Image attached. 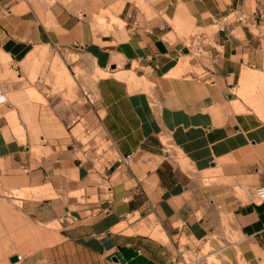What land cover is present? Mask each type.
Wrapping results in <instances>:
<instances>
[{"label": "crops", "instance_id": "obj_1", "mask_svg": "<svg viewBox=\"0 0 264 264\" xmlns=\"http://www.w3.org/2000/svg\"><path fill=\"white\" fill-rule=\"evenodd\" d=\"M234 9L250 19L218 31ZM192 34L213 37L203 58ZM50 54L76 56L93 87L50 95L67 75ZM262 93L264 0H0V264H171L185 237L264 264V201L250 200L264 185ZM82 99L102 157L53 134ZM211 257L200 264L226 263Z\"/></svg>", "mask_w": 264, "mask_h": 264}, {"label": "rangeland", "instance_id": "obj_2", "mask_svg": "<svg viewBox=\"0 0 264 264\" xmlns=\"http://www.w3.org/2000/svg\"><path fill=\"white\" fill-rule=\"evenodd\" d=\"M110 22L116 23L118 24V26H121V24L114 19H111ZM110 27L111 26L108 25V29H110ZM50 57H53V61L55 62H63L67 71V75L62 76L59 79L58 76L54 74L50 69L51 74H54L56 76V77L54 76L52 80L46 81L47 85H49L50 88L49 91L50 95L53 96L56 95L58 92H62V91H65V93L72 95V91L76 89L75 82L77 83L80 82L81 88L83 90L93 87L95 76H90L88 70H86L84 66L80 65L78 62H75L77 59L76 56L68 55L66 57H63V56H58L57 54H55L54 56L50 54ZM57 74L59 75V77L61 76L59 72ZM256 94H258L256 90L253 93H250L251 96ZM64 98L65 100H69L71 96L65 95ZM41 101L44 102L43 100ZM81 103H82L81 105L82 109H81L80 118H77L73 123L70 122V124L67 126L65 131H62L60 133L53 132V134L62 135V137L59 138L64 141L61 144L63 148H67V145H69L75 148V150L78 151L79 153H89L90 155L93 156L98 155L99 157H102L104 152L106 151L109 152V146H108L109 144L101 138L100 133L96 130V128L90 129V125H89L90 121L87 117V110H86L88 109L87 104L83 103V99L81 100ZM180 158L178 160H180V163H182ZM228 237H229L228 238L229 241H233L236 239L235 236L233 235L232 236L230 235ZM218 244L222 249L226 245L225 243H221V242H219ZM199 246L201 248V253L205 254V257L206 255L207 256L212 255L211 259L219 258V260L226 262L225 264L228 263V261H226L225 259L229 257L224 255L222 252L214 254V251H212V249H215V247L209 241L207 243L201 242L199 243Z\"/></svg>", "mask_w": 264, "mask_h": 264}, {"label": "built area", "instance_id": "obj_3", "mask_svg": "<svg viewBox=\"0 0 264 264\" xmlns=\"http://www.w3.org/2000/svg\"><path fill=\"white\" fill-rule=\"evenodd\" d=\"M250 19V16L240 10H230L226 14L221 16L217 15L215 17L216 26L218 31H223L227 25L230 23L243 24ZM214 42L212 36H205L201 34H192L189 37V54L195 59L203 58L206 53H209L214 47L212 43ZM90 101V98L87 97ZM155 106V102L152 100ZM171 148V145H170ZM164 153L169 155L167 147L164 145ZM128 156L121 158L120 166H125L127 164ZM110 190V187H108ZM250 200L255 202L264 201V185L256 186L250 191ZM188 242V237L184 238L183 242L179 240L175 243V249L173 253H170L169 259L171 264H200L204 260L205 254L201 253V248H190L187 250L185 248ZM20 258V256H17Z\"/></svg>", "mask_w": 264, "mask_h": 264}, {"label": "bare ground", "instance_id": "obj_4", "mask_svg": "<svg viewBox=\"0 0 264 264\" xmlns=\"http://www.w3.org/2000/svg\"><path fill=\"white\" fill-rule=\"evenodd\" d=\"M131 83H132V80H131ZM165 146H166L167 149H168L169 155H171V156H175V153H174L173 150H172V146H171V148H170V145H169V144H167V145H165Z\"/></svg>", "mask_w": 264, "mask_h": 264}, {"label": "water", "instance_id": "obj_5", "mask_svg": "<svg viewBox=\"0 0 264 264\" xmlns=\"http://www.w3.org/2000/svg\"><path fill=\"white\" fill-rule=\"evenodd\" d=\"M17 260V256L16 255H13L12 257H10V261L11 262H14Z\"/></svg>", "mask_w": 264, "mask_h": 264}]
</instances>
